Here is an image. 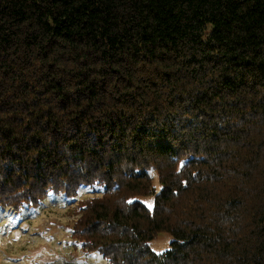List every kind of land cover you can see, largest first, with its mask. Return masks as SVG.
<instances>
[{"label": "trees", "instance_id": "1", "mask_svg": "<svg viewBox=\"0 0 264 264\" xmlns=\"http://www.w3.org/2000/svg\"><path fill=\"white\" fill-rule=\"evenodd\" d=\"M95 184L110 264H264V0H0V207Z\"/></svg>", "mask_w": 264, "mask_h": 264}, {"label": "rangeland", "instance_id": "2", "mask_svg": "<svg viewBox=\"0 0 264 264\" xmlns=\"http://www.w3.org/2000/svg\"><path fill=\"white\" fill-rule=\"evenodd\" d=\"M102 192L101 185H81L75 196L49 192L38 205L18 213L0 207V264H110L97 250L83 251L70 235L77 202ZM139 200L152 204L150 195ZM170 240L168 233L159 232L149 249L165 251Z\"/></svg>", "mask_w": 264, "mask_h": 264}]
</instances>
